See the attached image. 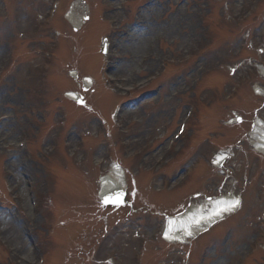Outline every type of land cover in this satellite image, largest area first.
Segmentation results:
<instances>
[{"label": "rangeland", "instance_id": "rangeland-1", "mask_svg": "<svg viewBox=\"0 0 264 264\" xmlns=\"http://www.w3.org/2000/svg\"><path fill=\"white\" fill-rule=\"evenodd\" d=\"M51 2L0 0V264H40L38 250L43 264H178L186 251L190 264H237L264 245V155L250 135L264 122V0H61L44 25ZM73 6L76 32L66 19ZM107 36L103 80L97 48ZM73 70L93 80L90 90ZM76 91L83 107L65 96ZM145 91L150 99L128 104ZM120 102L128 106L104 128L97 118L112 123ZM225 150L233 157L215 169ZM107 153L127 169L137 213L101 207ZM227 195L241 196V209L196 241L160 239L165 216ZM260 251L247 264H264Z\"/></svg>", "mask_w": 264, "mask_h": 264}, {"label": "bare ground", "instance_id": "bare-ground-1", "mask_svg": "<svg viewBox=\"0 0 264 264\" xmlns=\"http://www.w3.org/2000/svg\"><path fill=\"white\" fill-rule=\"evenodd\" d=\"M58 16V15H57ZM57 18V17H56ZM67 21L74 27L77 28L80 23L79 19L76 18L73 11H70L66 16ZM188 21V19H185ZM178 23L182 24L183 19L181 17H176V20L173 19L170 24L174 27H177ZM146 41V40H145ZM110 70V66H108ZM90 80V79H89ZM89 80H84V87H89ZM70 100L79 99V95L76 93H71L67 96ZM253 138V148L259 154H264V123L255 121L251 131ZM229 159L226 153L222 152L215 156L214 158V167L222 166L226 160ZM101 190L100 197L105 198L108 194H114L118 191H126L125 175L122 169L117 165L112 169L110 175L104 177L100 180ZM99 185V186H100ZM113 197V196H111ZM239 201L240 199H234L232 196L226 197L225 199H217L212 201L204 202L197 206H190L185 212L173 217L168 218L167 231L164 234V240L174 244L180 243L185 244L190 239H194L200 231L207 229L213 223L220 221L224 217H227L237 210L239 204L227 211H222L226 208L228 204ZM219 213V214H217ZM4 230L9 232L8 227L4 226ZM10 234V232H9ZM21 249L26 251L25 244L21 245Z\"/></svg>", "mask_w": 264, "mask_h": 264}, {"label": "snow or ice", "instance_id": "snow-or-ice-1", "mask_svg": "<svg viewBox=\"0 0 264 264\" xmlns=\"http://www.w3.org/2000/svg\"><path fill=\"white\" fill-rule=\"evenodd\" d=\"M121 202H122V194H116L113 197L105 199V203H115L116 205H119ZM238 204H239V201L232 202V203L228 204L226 208L222 209V211L230 210V209L236 207ZM217 214H219V213H217Z\"/></svg>", "mask_w": 264, "mask_h": 264}]
</instances>
